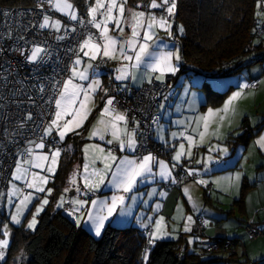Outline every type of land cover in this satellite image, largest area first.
Wrapping results in <instances>:
<instances>
[{"label": "snow or ice", "instance_id": "obj_1", "mask_svg": "<svg viewBox=\"0 0 264 264\" xmlns=\"http://www.w3.org/2000/svg\"><path fill=\"white\" fill-rule=\"evenodd\" d=\"M46 2L52 9L63 13L70 20L79 21L81 24L84 23L83 18L78 16L73 0H46ZM141 2H143V0H141ZM261 2L262 0H257L258 8L260 7ZM127 3L128 0H94V3L89 4L87 7V15L90 17L87 23L99 30V36L95 37L91 32L87 34V38L83 39L79 45V51L76 53V59L70 69L71 75L62 82H56L57 85H59L58 95L57 98H55L56 110L54 118L51 119L50 123L44 128L45 136L52 135L55 130L59 136V140L63 141L68 133L80 129L88 119L92 107L94 106V93L97 89L101 88V82L99 79L93 78L87 86H85L83 83H77L75 81L77 78L80 81H89V70L93 69L94 71V65L91 61L96 60L98 56L102 55L109 59L119 58L122 61L129 62L121 63L116 68L117 75L115 76V79L118 81H124L128 78L135 81L137 79V70L145 63V57L147 56H151L153 59L146 64V68L153 72H159V75L155 76L156 80H163L165 73H175L177 71L173 60H180L181 57L178 50L176 52L160 51L158 53L150 51L152 44H154L157 39H160L157 36V30L163 29L168 36L172 35L170 18L175 13L177 0H159V2L158 0H150L149 3L144 5L146 9H162L166 15L160 16H157L151 11L137 10L140 5H137L134 8H127ZM37 6L43 8L44 5L39 4ZM256 15L260 17L264 16V13L258 11ZM110 23L115 24L116 29L121 34L120 36L110 34ZM124 25H127L131 29V34L126 39L121 38L125 30ZM38 27L39 29L52 28L56 31H60L62 21L60 19H53L48 14H44L42 22L39 23ZM73 31H75V28H73ZM179 31L183 32L182 25L180 26ZM253 31H255V29ZM57 39H64V37L58 36ZM20 51L23 54V50ZM129 51H132L134 55H129ZM29 53L30 54H28L25 59L29 62L36 63L37 65L44 63L48 56L47 49L35 43L29 50ZM80 53L83 54V57L89 58V63L83 70H79L77 67L82 63ZM133 60L134 63H132ZM149 83H151V76H149ZM239 87L240 90L233 92L232 95L224 101L221 107L208 108L206 112L197 115L194 119H190L189 121L179 120L175 122L180 125H185V130L179 133L173 132L171 135L173 137L177 135L184 137L188 141V148L186 150L184 143H181L173 160L179 161L181 156L185 154L188 156L192 155L191 149L197 143L193 135H187V128L191 127L192 123H195L196 125L192 128V132L199 136V143H204L205 138L209 135L218 137L221 135L220 128L222 124L225 120H229L230 123V116L234 115L237 110L236 102L245 95L244 89L249 88L250 85L243 84ZM40 90L44 91L43 85L40 86ZM104 91L107 92V89H104ZM247 95L254 96L255 94L248 93ZM114 100L115 98L111 96L107 98L104 107L99 113V117L89 132V138L99 137L101 141H105L106 135L110 134L111 139L106 140L108 145H111L116 141L119 143L121 150L125 148L135 150L137 145L136 129L133 128L129 130L127 114L117 110L114 106ZM160 107L163 108L164 105H160ZM69 116L71 117L70 119H65ZM28 118L31 119L30 114ZM121 122L123 123V126H121ZM136 123L138 127L139 122ZM154 123H158L157 118H154ZM213 124L216 125L215 129H212ZM161 131H163V126H161ZM29 144H34L36 149H44L46 147L43 137H41L39 142L29 141ZM254 144L258 145L261 149H264V133L259 135L254 141ZM216 150L225 154L228 152L226 147H221L219 144L213 145L210 149V151ZM61 151L60 147H55L50 153L35 152L32 147H28L24 150V153L27 154L26 158L16 161L15 170L12 172L13 179L25 181L26 187L28 189H34L35 191H29L24 194L23 198L19 200V203L15 205L16 211L11 216L13 222L17 224L20 223L21 215L24 210L28 208L34 196L39 198L37 195L38 193L46 191L51 194L52 189H45L44 187L50 179L49 175H42L40 172L31 171V168L45 170L49 174H54L56 167L59 164ZM97 160L103 162V169L93 166ZM208 160H212V157L209 156ZM199 162L200 161H197V163ZM153 163H158L160 170L159 175L163 179L167 180L171 178L173 182H175V178L172 177L171 170L165 161H156V158L152 154L143 156L139 161L129 159L125 156L117 162V157L113 154L111 149L106 150L100 144H85L82 176L84 187L89 191H94L105 182L107 174L111 172V183L116 188L122 189L125 193L132 192L137 183L153 175ZM25 165L30 167H25ZM114 165L115 170L113 171L112 169ZM175 166V164L172 165V167ZM197 171L198 170L195 169H189L188 174L193 175L194 173H197ZM77 174V171H73L69 178L70 183L74 186L77 183ZM241 175V173L237 172L234 176L217 178L214 183H216L217 187H223L224 191H229L231 186L238 187ZM197 182L204 185L208 183V181L203 179H200ZM9 183H12V181ZM68 191V188L64 189V192ZM77 191L79 192L80 189L77 188ZM22 192L23 189L12 183V187L7 193L9 201L11 202L13 196L20 195ZM184 193L187 195L188 200L193 202L195 207V202L190 194V189L185 187ZM3 195L4 193H0V196ZM149 195H151V193H149ZM160 195L165 196L166 193L161 192ZM125 199L126 197L124 195H113L110 204L106 201L99 202L102 209H107V215H93L92 212L88 213V220L91 221L96 236L101 235V230L104 228L105 221L117 211L118 205L121 206V213L125 212ZM131 199L135 200L136 197L132 196ZM48 203L49 201L45 197L42 199L39 206L36 207L35 213H33L32 219L27 225L29 229H35L37 225L36 217L44 210V206ZM63 203L64 196L61 195L57 206H63ZM72 203L79 206L85 204L86 201L74 199ZM91 203L93 206H96L98 201L93 200ZM159 207L160 205L158 204L157 208ZM69 211L70 214H74V212L79 211V208L70 209ZM177 212L182 216V205L177 206ZM186 219L187 223L184 225V230L190 231L191 229L189 225L192 222V217L187 216ZM76 222L77 224L81 223L80 217H77ZM204 223L207 224L208 221H205ZM3 227L5 229L3 231V236H9L7 225L5 224ZM144 227H147V225ZM147 235L148 245L151 246L156 240L172 234L164 230V217L161 216L155 221L154 230L148 232ZM8 244V239H0V259L4 257V249L7 248ZM149 250L150 248H145L143 256L145 261L148 260Z\"/></svg>", "mask_w": 264, "mask_h": 264}, {"label": "trees", "instance_id": "obj_2", "mask_svg": "<svg viewBox=\"0 0 264 264\" xmlns=\"http://www.w3.org/2000/svg\"><path fill=\"white\" fill-rule=\"evenodd\" d=\"M34 1L0 0V4L32 5ZM149 1L128 0V3L132 6L144 7ZM73 3L78 13L87 12L88 0H73ZM256 6L257 0H177L174 31L179 38L176 45L179 46L181 53V73L196 71L226 75L239 72L245 65L258 61V57L264 59L263 41L257 39L253 31L256 25L264 26L262 18L256 15ZM158 11L163 12V10ZM158 11L156 10V13ZM181 25L183 32L180 34ZM255 50L258 51V57L251 55ZM238 57L240 58L237 59ZM175 79L178 82V77ZM208 89L211 88L208 87ZM228 91L219 93L211 89L208 92V98L215 100L212 96L214 92L223 97ZM262 127L264 123L253 130L245 129V132L239 134L234 142L232 140L230 142L246 143ZM87 129L88 125L78 132L69 134L64 140L58 171L50 181L53 188L50 202L40 214L39 223L34 230L28 229L23 224L13 227L11 242L4 257L0 259V264H15L22 252L27 255V259L22 261L24 264H227L232 261L238 262L234 252L228 255H219L217 252L208 253L202 250V246L200 251H192L188 249V244L180 257L178 253L183 244L181 238L156 241L148 253V260L145 261L143 228L109 223L98 238L84 227L78 226L65 213V210L57 207V203L60 194L69 184L72 172L82 158V143ZM153 143L155 148L163 146L155 139ZM164 147L167 153L163 157L170 160L171 148ZM247 187V182H244L242 194L235 200V204L243 202V192ZM6 219V215L3 214L1 227Z\"/></svg>", "mask_w": 264, "mask_h": 264}, {"label": "built area", "instance_id": "obj_3", "mask_svg": "<svg viewBox=\"0 0 264 264\" xmlns=\"http://www.w3.org/2000/svg\"><path fill=\"white\" fill-rule=\"evenodd\" d=\"M39 4H43V8L38 7ZM52 13L53 9L46 0H35L32 5L0 4V193L8 186L19 154L26 157L24 150L28 147L35 148L29 141L39 142L43 137L45 148L62 147L64 141L59 140L55 130L50 136L44 135V128L54 118L56 110L55 98L59 91L56 82H62L70 76L79 45L87 38V34L91 32L95 37L99 36L95 28L87 23L89 18L86 13H78L84 20L83 24L69 20L70 25L60 31L52 28L39 29L43 15ZM153 13L156 14V11ZM173 18L175 19V13L170 19ZM261 18L264 25V16ZM254 29L255 37L264 42V26L256 25ZM58 36H63L64 39H57ZM34 43L46 48L48 52L45 62L40 65L25 59ZM20 50H23V54ZM107 65L108 60L99 57L94 62L93 72H106L107 96L114 97L117 110L127 114L128 127L138 130V154L142 156L150 151L158 157L165 155L167 152L164 146L154 147V132L162 120L160 105L169 98L177 80L168 75L164 80H153L140 86H121L115 82L112 73L106 70ZM261 80L251 79L247 83L250 85L248 89H256ZM41 85L44 86V91L40 90ZM29 114L31 119L28 118ZM154 118L158 119V123H154ZM136 122H139L138 127ZM173 175L175 182L164 184L168 188H180L187 180L198 178L197 173L189 175L184 166L175 170ZM98 194L94 190L90 196ZM74 207L72 201H68L63 210ZM205 221L203 215H198L195 236L204 235L207 225ZM2 222L3 211L0 208V227ZM244 228L251 239L264 235V229L252 221L245 223ZM148 232H151L150 228L142 229L145 238L143 252L146 247H152L148 245ZM236 245V241L230 238H210L203 240L201 244L205 252L222 254L234 252ZM186 247V243L181 245L178 253L180 257Z\"/></svg>", "mask_w": 264, "mask_h": 264}, {"label": "crops", "instance_id": "obj_4", "mask_svg": "<svg viewBox=\"0 0 264 264\" xmlns=\"http://www.w3.org/2000/svg\"><path fill=\"white\" fill-rule=\"evenodd\" d=\"M261 8H262L261 12L264 13V4L262 5ZM138 9H141L144 11H150V10L158 11V9H146L145 7H140V6ZM87 17L90 19L88 15ZM171 25H172L171 29L174 28L173 22H171ZM160 31L161 33L164 32L165 34H167L166 31H164L163 29L157 30V34H159ZM172 46L173 45H171V43H167L165 40H162L161 42H158L157 44H152V49L154 47L155 52L158 53L159 51H168L169 48ZM81 57H82V64H83L86 62L84 59L85 57H83V54H81ZM105 59L108 60V65L106 66V70L112 73L113 79L119 85H121L122 83H125L126 85L140 86L144 83L149 82V76H151V81H153L155 79V76L159 75L158 71L153 72L150 69L146 68V64L151 62V60L153 59V57L147 56L145 57V63L142 64L141 67L137 70V79L135 81H133L131 78H128L124 81H118L115 79V76L117 75L116 68L121 64V61H119V59H109L107 57H105ZM94 61H92L91 63L94 64ZM126 63H129V62L126 61ZM132 63H134V60L132 61ZM173 63L176 64L177 60H175ZM95 74H98L100 76L101 88L99 89V92H101L102 94L104 93V89L107 88V85H106V82L108 81L107 74L104 71L96 72ZM95 74L94 73L92 74L91 72V75H95ZM168 75H169L168 73L164 74V76H168ZM255 78H261V76H258ZM251 79H254V78H251ZM262 82H263V78L261 80V83ZM126 85H121V86H126ZM182 91L183 90L181 89L177 90L176 95H175L176 99L174 98V100H171V102L169 101L166 102V100L163 102L162 105H164V107L161 108L162 120L159 126L156 128L155 132L160 131V133H158L160 136L159 137L160 139L161 137L162 139L165 137L168 138L167 142L169 144V148H171V153H170V160L168 158L167 159L171 163L173 162L180 163V161L182 160V162L188 165V167H195V166L199 167L200 172H197L198 174L197 179L187 180L186 182L183 183V185L180 188H168L164 185L165 188L163 189V188L153 185L152 188L149 189L150 191L152 190V192H155L154 193L155 195H153V200L150 201V204H149L150 209H148V211H151L155 205H156V208L158 204L160 205V207L157 208L156 218L149 217V218H153V220L150 222L152 226L148 224L151 226V227L149 226L148 228H150V230L153 231L154 226H155V221L159 219L161 216H163L164 217V230L169 233H172L173 235H176L173 238H167V239L175 240V239L181 238L183 243L188 244L189 250L200 251L203 240L199 239L198 236L193 235V233L196 228L198 215H203L206 218V221H208V223L204 229V235L200 236L201 238H204V239L205 238L206 239L217 238V237L232 238L237 243L235 250H234V254H236L235 258L238 260V262L232 261L227 264H264V235L258 239H251L244 228L245 223L252 221L260 225L264 229V149H261L258 145L254 144V141L259 137V135L264 133V127H262L261 130L248 141L247 146H244L242 144L241 145L242 147L239 152H237V149L240 147V145H236L235 151H233L234 152L233 154L231 155L228 154V156L224 158L219 157L218 160L212 163L211 166H208L207 164L206 165L203 164V166L201 164L199 165L197 161L195 163L194 157L196 156L195 154L196 151H198L196 147L197 143L191 149L192 151L191 156H188L185 154L181 156V159L179 161H175L173 160V157L176 154V151L179 150V145L181 143H184L185 149L187 150L188 148V141L184 137H181L179 135L173 137L171 135V133L177 130H178L177 133L181 132L183 128L185 130V125H180L178 123H175L176 121L183 120V116L186 117V113H187L186 108H183L181 105H178L176 101L177 98L178 99L180 98ZM104 96H105V99L108 98L106 92ZM121 126H123L122 122H121ZM161 126H163V131H161ZM194 127L195 126L194 125L192 126L191 124V127L187 128V135H192L191 134L192 128ZM169 128H172V129H169ZM129 130L131 129L129 128ZM229 133H230L228 134L229 137L226 139V141L232 147V145L234 144V143L230 144L231 143L230 135H232V133L231 132ZM138 136H139V132L136 129L137 145H136L135 150L128 149V148L121 150L120 146L118 147L117 150H112L113 154L117 157V162H119V160L125 156L128 157L129 159H135L136 154L142 159L143 155L140 156L138 154ZM107 137L108 139H111L110 134H108ZM91 139L94 141H100L99 137H92ZM86 140H87V135H85L84 141ZM115 143H118V142L114 141L113 145ZM23 158H26V157H23ZM198 159H199V156H198ZM83 164H84V152H83V144H82V158L79 161V164L76 166V169L79 168V171L83 172V169L81 167ZM102 165L103 163L101 162L100 167H99L100 169L102 168L101 167ZM14 168L12 172L14 171ZM113 170H115V165L113 166ZM237 172L242 174L240 181L238 183V187L231 186L229 191H224L223 187H217L216 183H214V181H216L217 178L234 176ZM171 173H172V177H174L173 175L174 171ZM158 175L159 174L156 172V176ZM110 179H111V176L108 178L107 181H105L103 184L100 185L101 190H103L102 192H104L106 189H108V192L111 191L110 188L112 187L109 184ZM200 179L206 180L208 181V183L206 185L199 184L197 181H199ZM167 180L168 182L166 183L173 182L171 178ZM9 181H8V186L5 190L9 188ZM244 182H247L248 187L243 192V202L239 204H235L234 203L235 200L239 199L242 194V188H243ZM69 184H70V181H69ZM81 186H84V182H81ZM185 187L190 189V194L192 195L193 200L195 202V207L193 205V202L189 201L187 195H185L184 193ZM95 191H98V190L95 189ZM91 192L92 191H89L86 188L81 189L76 194H74L73 192L74 195L72 194L67 195V198L65 199L64 202L67 203L68 201H73L74 199H78V200L86 201L87 203V201L90 200L89 205H88L89 207H88L87 214L84 220L82 221L83 222L82 227L85 228V225L87 224L90 227V228L86 227L87 230L90 232H93V230L91 229L93 228L91 226L92 225L91 221L89 220L87 221V217H88V213L93 208V205L91 202L93 200H96V197L99 196L101 192L98 191L99 194L97 196H90ZM161 192H165L166 195L161 196L160 195ZM108 196L110 197L111 194H109ZM126 196H128V193H126ZM131 200L132 199H130V201ZM85 204L79 205V206L74 204L75 207L73 209H76L77 206L83 207ZM178 205H182V208H183L182 216L179 212H177ZM63 206H57V207H61L63 209ZM2 211H3V214L7 216V213L5 212V210H2ZM65 213L69 215L75 221L76 224H77L76 222L77 217L81 218V215H82L81 213H78V212H74V214H70L69 210H65ZM130 216H131L130 211L124 212V214L117 212V215H115L113 219H111V221H114L116 223L120 222L117 226H130V225L135 226L134 224H135L136 218L134 217L131 218ZM187 216L192 217V222L189 225L191 229L190 231L184 230V225L185 223H187V219H186ZM144 219L145 217H143V220ZM116 223H112V224L115 225ZM146 223L147 221H145L143 225H146ZM142 228H146V227H142ZM142 228L140 227L139 229H142ZM190 238H191V242H190ZM228 254L229 253H226L225 255H228ZM219 255H223V254L219 253Z\"/></svg>", "mask_w": 264, "mask_h": 264}, {"label": "rangeland", "instance_id": "obj_5", "mask_svg": "<svg viewBox=\"0 0 264 264\" xmlns=\"http://www.w3.org/2000/svg\"><path fill=\"white\" fill-rule=\"evenodd\" d=\"M88 2H89V4H92V3H94V0H92V1L88 0ZM263 4H264V1L261 2V5H260L259 8L256 6L257 12L258 11L261 12V10H262L261 7H262ZM126 7L127 8H134L135 6H132L129 3H127ZM137 10H141V9H137ZM158 10H162V9H158ZM141 11H144V10H141ZM150 11L153 12V10H150ZM77 13H78V10H77ZM116 14H118V13H116ZM156 15L160 16V15H166V14L164 13V11L163 12L158 11L156 13ZM49 16H51L53 19H60L62 21L61 29H64L65 27L70 25V23H69L70 19L66 15H64L63 13L57 12L54 9H53V13L50 14ZM170 20H171V22H173L175 24L174 18L170 19ZM109 29H110V34L111 35H116V36H120L121 35L118 32V30L116 29L115 24L110 23L109 24ZM124 29H125L124 33L122 34V37H121L122 39H126L131 34L130 27H128L127 25H124ZM95 30L99 33V30H97L96 28H95ZM171 31H172V35L171 36H168L164 32L161 33V31H160V33L157 34V36L160 39H157L154 44H157L158 42H161L162 40H165L167 43H171V45H173L172 47L169 48L168 51L176 52L178 50L179 51V55L181 57L179 46L176 45V43H177L179 38L176 37V35H175L176 33L174 31V28H172ZM180 34H181V32H180ZM149 43H151V42H149ZM263 45H264V42H263ZM150 50L155 52V48L154 47H153V49L151 47ZM257 53H258V51L255 50L253 53H251V55L252 56L253 55L257 56ZM128 54L129 55H133V52L129 51ZM99 57L105 58L102 55L98 56V58ZM84 59H85L86 62L83 63V64L81 63L80 65L77 66L79 70H83L87 66V64L89 63V58L88 57H85ZM258 59H259L258 61L254 62L252 64L245 65L239 72L229 73V74H226V75H220V74L215 73V72H207V73L204 72L203 73V72H196V71L191 72V73L188 72V71L181 73L182 70H181V58H180V60H177V63L175 64L176 68H177V71L175 73H168L169 75H172L175 78L178 77V82H175L174 85L172 83L173 91L170 93V96L166 100V102H168V101L171 102V100H174L177 90H179V89L183 90L180 98L179 99L177 98L176 101H177L178 105H181L183 108H186V111H187L186 117L183 116V120H185V121H189L190 119H194L197 115L206 112L208 108H219V107H221L223 105L224 101L227 100L228 97L231 96L233 92H236V91L240 90V87H239L240 85L247 84L248 81L251 78H255V77H258V76H261V79L263 78V82L259 85L258 88H256V89H248V88L244 89L245 95L240 100H238L236 102L237 110H236L234 115L230 116V118H229L230 119V123H229V120H225L224 123L222 124V126L220 128L221 135L219 137L218 136L209 135V136H207L205 138V142L204 143H199V136L196 135L193 132L191 133L194 136L195 140L197 141L196 147H197L198 151H196V153H195L196 154V156L194 157L195 163H196V161H200L198 163L199 165L201 164L203 166V164H205V165L207 164L208 166H211L212 163L216 162L219 157H223L224 158V157H227L228 154L229 155L233 154L234 153L233 150L235 151V146L236 145H240V147L237 149V152H239L241 147H242L241 145L243 144L244 146H247L248 142H246V143L239 142L237 144H233V142L237 139V136L239 134H242L243 132H245V129H249L250 128V130H253V129L256 128V126L258 127L262 123H264V59H261L259 57H258ZM119 61H121V63H126V61H122L121 59H119ZM174 61L175 60H173V62ZM91 72H92V74L94 73L93 69L89 70V78H90L89 81H80L77 78L75 82L83 83L85 86H87V84L93 78L100 80V76L98 74L94 73L95 75H91ZM165 78H166V76H164L163 79H165ZM154 80H156V79H154ZM159 81H161V80H159ZM121 85H126V84L122 83ZM203 85H204V87H202ZM199 87H201V88H199ZM208 87L211 88L212 90L213 89L217 90L219 93L220 92H224L226 90H229V91L227 93H225L223 95V97L219 96V93L214 92L212 94V96H214L215 100H212V99L209 100L208 92L211 89H208ZM99 89H97V91L94 93V106L92 107V111H91L88 119L84 122L83 126L80 129H77L75 131V132H78L83 127L88 125V129L86 130V133H85V135H87V140L82 143L83 144V152H84V145L85 144H100L106 150L107 149L117 150L118 147H119L118 143H115L114 145L112 144L110 146L106 143V140L108 139V137H107L108 135H106L105 141H101V140L100 141H94L91 138H89V132L91 131L93 124L96 122L97 118L99 117V113H100L101 109L104 107V103L107 100V99H105V96H104L105 95V91H104V93L101 94V92H99ZM248 93H254L255 95L254 96H248L247 95ZM193 94H195V95H193ZM220 99H222V100L220 101ZM203 104L205 106H203ZM70 118L71 117L69 116V117H66L65 119H70ZM193 125L196 126L195 123H192V126ZM215 127H216V125L213 124L212 125V129H215ZM169 129H172V128H169ZM176 129H178V128H176ZM182 131H184V128L182 129ZM175 132L177 133L178 130L175 131ZM189 132H191V131H189ZM229 132L232 133V137L230 138V140L233 141V142L230 143V144H233L232 147L226 141V139L229 137V135H228V134H230ZM158 133H160V131H157V132L154 133V139L156 141L161 142L163 144V146H166L168 148L169 147V144L167 142L168 138L165 137L163 139L162 138L160 139L159 138L160 136H159ZM69 134H71V133H68L67 136ZM57 136H58V134H57ZM66 137H65V139H66ZM58 138H59V136H58ZM217 144H219L221 147H226L228 149V152L225 154V153H222V152H220L218 150L210 151L212 146L213 145H217ZM54 148L55 147H52L51 149H47V148L36 149V148H33V150L35 152H49L50 153ZM148 154H152L156 158V161H159V160L165 161V163L169 166L171 172L177 170L180 167L179 165L184 166L185 170L187 172H188L189 169H195V170H198L197 172H200L199 171V167H197V166L188 167V165L184 164L182 162V160L180 161V163L179 162L171 163L167 158H165L163 156H160V157L155 156L154 153L150 152V151H147L146 153H144L143 156L148 155ZM198 156H199V159H198ZM209 156L212 157V160H210V161L208 160ZM22 159H24V158L22 157L21 154H19V157H18L17 160H22ZM140 159L141 158L136 154L135 155V160L139 161ZM59 163H60V158H59ZM100 163H101V161L97 160L95 165H93V166L96 167V168H99L100 167ZM174 164L176 166L172 167V165H174ZM25 167H30V166L25 165ZM81 167L83 169V165ZM101 167H102L101 169H103L104 165H102ZM58 168H59V164L56 167V171H55L54 174H49L45 170L31 168V171L40 172L42 175H49L50 179H49L48 183L46 185H44V187H45V189L51 188L52 192H51V194L47 193L46 191L43 192V193H38L37 195H38L39 198H36L34 196L33 200L29 204L28 208L25 209L23 214L21 215L19 224L15 223V222H13L11 220L12 214H14L15 211H16L15 205L17 203H19V200L23 198L24 194H26L29 191H33L34 192L35 190L34 189H28L26 187L25 181H23V180H14L12 175H11L10 181H12V183L16 184L18 187L23 189V192L20 195L13 196L11 198V202H10L9 199H8L7 193L11 189L12 183H9V188L2 192V193H4L3 196H0V208H1V210H5V212L7 213V216H6L7 219L5 220V223L3 225H5V224L7 225V231L9 232V236L4 237L3 236V231L5 229L2 226L1 230H0V239H5L6 238V239H8L9 244H10L11 236H12L11 233H12L13 227L21 225V224H23L25 227H27L28 222L32 219L33 213H35L36 207L39 206V204L41 203L42 199H44L46 197L48 199V201L50 202L51 195L53 193V188H52V186L50 184V181L56 175V173L58 171ZM152 169H153V175L149 176L147 179H144L141 182L137 183L134 186L133 191L128 193V196H126V193L123 192L122 189L116 188L111 183L112 176H111V172H109L107 174V176H106L105 181H107L108 178L111 176V179H110V182H109L110 186L112 187V188H110L111 191L108 192V189H106L104 192H102L103 190H101L100 187L97 188L96 190L100 191L101 194L96 197V201H98V203H97L96 206H93V208L91 209L90 212H92L93 215H97V214H99V215H107V209L106 208L102 209L99 202L106 201L107 203L110 204L111 203V197L113 195H124L126 197L125 205H124L125 209L127 211H130V213H131L130 217L131 218L132 217L136 218V221H135L134 225L139 227V228L140 227L142 228V227L145 226V225H143V223L145 221H147V223H146L147 227H149L150 225L152 226V224L150 222L153 220V218H149V217H154V218L157 217V215H156L157 208H156V205H155L151 211H148V209H150L149 208L150 201L153 200V195H155L154 194L155 192H152V190L150 191L149 189L152 188L153 185L164 189L165 188L164 183L168 182V180L163 179L160 175L156 176V172L159 174V171H160L158 163H153L152 164ZM14 170H15V168H14ZM74 171H77V173H78L77 176H76V181H77L76 185L74 186L71 183L68 184L65 188H68L69 191L68 192H64V190H63V192L60 194V196L58 198L59 200H60L61 195L64 196V201H65V199L67 198V195H71V194L74 195V194L78 193L77 188H79L80 190L85 188L84 186H81V182H84L83 178H82L83 172L79 171V168L78 169L75 168ZM23 185H25V187H23ZM73 192H74V194H73ZM149 193H151V195H149ZM109 194H111L110 197L108 196ZM132 196H135L136 199L135 200L132 199L130 201ZM89 201L90 200H88L87 203L83 207H78L77 206V208H79V211H76V212L82 214L81 218H80L81 219V223H79L78 226H82V224H83L82 221L84 220V218H85V216L87 214L88 207H89L88 206L89 205ZM64 203H63V205H64ZM47 205L44 206V209H45V207ZM120 207L121 206L118 205L117 206V211L114 212L113 215L111 217H109L105 221L104 228L101 230V235H102L103 230L105 229V227L109 224V222L110 223H116L114 221H111V219H113V217L115 215H117V212L121 213ZM127 211H125V212H127ZM41 213L42 212H40L37 215V217H36L37 225L39 223V216H40ZM143 217H145L144 220H143ZM87 221H88V217H87ZM119 223H116L115 225H118ZM148 224H150V225H148ZM37 225H36V227H37ZM86 227L90 228L87 224L85 225V229H87ZM91 229L93 230V232H91V233L95 237H98V238L101 237V235L100 236H96L94 229L93 228H91ZM30 230H34V229H30ZM193 235H194V233H193ZM175 236L176 235L172 234V235L167 236L166 238L164 237L162 239L173 238ZM191 237H192V235H191ZM198 238L202 239L204 241L207 240L206 238L204 239V238H201L200 236H198ZM158 240H160V239H158ZM155 243H156V241H155ZM9 244H8L7 248L9 247ZM7 248L4 249V252H6ZM26 259H27V255L24 252H22V253L19 254V256L17 258V261H15V264H24V263H22V261L23 260L25 261Z\"/></svg>", "mask_w": 264, "mask_h": 264}]
</instances>
